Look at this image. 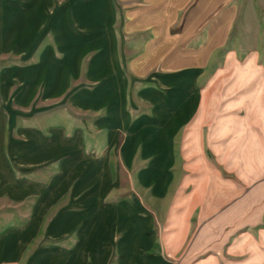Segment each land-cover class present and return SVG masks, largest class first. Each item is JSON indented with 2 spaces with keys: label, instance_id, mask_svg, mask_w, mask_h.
I'll return each mask as SVG.
<instances>
[{
  "label": "rangeland",
  "instance_id": "1",
  "mask_svg": "<svg viewBox=\"0 0 264 264\" xmlns=\"http://www.w3.org/2000/svg\"><path fill=\"white\" fill-rule=\"evenodd\" d=\"M69 2L52 0L48 10L61 11ZM20 4L21 0L2 4V45L27 52L35 44L36 49L30 52L35 53L49 39L51 49L39 52L37 66L28 67L20 76L44 80L54 92L46 101L45 84L41 82L20 118L28 122L38 119L46 125L53 122L48 130H42L39 124V134H44L39 135L40 142L55 149L58 140L64 138L70 146L49 151L37 165L28 167L30 171L18 174L27 186L21 194H0V234L5 228L24 229L38 219L36 233L26 238L20 258L0 264H32L36 255L41 258L48 251L63 252L72 247V239L83 224L105 217L107 206L133 198L160 233L168 237L179 230L180 235L184 232L176 256L165 251L170 264H197L205 259L211 254L207 248L198 253L191 249L198 227L207 219L197 214L200 203H205L204 195L197 196L198 208L192 209L190 202L194 187L206 181L203 173L207 159L212 157L207 147L208 104L212 106L215 101L221 118L224 101L211 97L212 92L209 97L208 85L212 91H222L224 75L264 76V0H111L110 37L102 46L95 45L94 34L51 35L49 30L41 35L17 33L16 17L24 16ZM111 42L115 65L110 79L115 83L112 94L117 98L118 113L113 112L115 119L105 129L100 122L107 116L106 106H94L100 102L98 90L110 93L112 81L96 78L109 70L97 67L95 58ZM32 60V54L18 57L9 53L0 56V67L9 62L25 66ZM163 77L181 81L177 80L175 86L174 81ZM178 84L181 93H176L180 91ZM190 93L195 94L192 112L179 124L174 112L183 101H192L182 96ZM146 128L160 133L156 134L160 139L166 129L168 141L172 137L171 142L177 146L178 162L169 168L173 179L160 197L134 184V175L145 162L138 157L126 164L122 158L127 139ZM103 129L109 131V141L100 145L98 136ZM39 151L44 153L46 147L41 146ZM73 169L78 171L69 174ZM32 187L37 190L31 191ZM65 220L76 224L59 237H50ZM120 238V233L115 235L108 247L113 254ZM215 260V264H264V258L259 257Z\"/></svg>",
  "mask_w": 264,
  "mask_h": 264
},
{
  "label": "crops",
  "instance_id": "2",
  "mask_svg": "<svg viewBox=\"0 0 264 264\" xmlns=\"http://www.w3.org/2000/svg\"><path fill=\"white\" fill-rule=\"evenodd\" d=\"M5 1L0 0V9ZM51 3L52 0L49 3L45 0H21L24 16L16 17V32L41 35L49 30L51 35L94 34L95 45L102 46L106 40L109 42L110 35L107 32L113 11L111 0H70L58 12L48 10ZM33 47L36 49L34 44L27 52L11 45L4 47L0 27L1 57L9 53L18 57L32 54L33 57L31 63L25 66L9 62L0 67V194H21L27 186L18 174L24 170L30 171L27 170L28 167L37 165L49 151L70 146L69 142L63 141L64 138L58 140L55 149L40 142L39 135H44L39 134L40 125L43 126L42 130H48L53 127V122L49 121L46 125L38 119L28 122L20 118L21 111L27 110L26 105L34 97L41 82L45 84L46 101H50L54 94L49 91L51 85L44 80L37 81L20 76L28 67L37 66V55L51 49L47 38L35 53H30ZM95 65L107 67L109 70L105 73L102 71L103 74L96 78L107 77L112 81L110 73L115 65L112 42L104 45L103 52L95 58ZM163 79L174 81L175 86L177 80H180L178 77ZM222 82V91H212L208 85L209 97L212 92L211 97L224 99L222 117L217 115L220 110L218 107L216 109L215 101L213 100L212 106L209 102L207 147L212 157L207 159L203 173L206 181L194 187L190 202L192 209H196L199 207L197 196L204 195L205 203H200L202 207L197 214L198 217L206 215L207 219L198 227L191 249L198 253L207 248L211 254L197 264H204L205 261L215 264L216 258H264V76L253 73L224 75ZM109 83L110 93L103 88L99 89L96 96L100 102L94 106H106L107 116L100 122L105 129L115 119L112 118L113 112L117 110V98L112 94L115 83ZM180 85L177 86L180 91L176 93L182 92ZM182 96H185L184 99L191 98L192 101H187L186 104L183 101L175 110L174 119L179 124L192 112L195 94ZM136 125L134 123L133 127ZM105 129L98 136L100 145L109 141L110 134ZM161 133L162 139L156 137L160 133L147 128L138 130L132 138L127 139V150L123 154L121 152L126 164L138 157L145 162L146 165L135 173L134 184L142 190L149 189L152 196L156 197L166 192L167 185L173 179L169 168L178 162L177 146L171 142L172 137L168 141L166 129ZM46 140L51 141L48 137ZM125 142L126 139L124 144ZM40 145L46 147L44 153H40ZM77 171L69 170V174ZM30 190L37 188L32 187ZM103 212L105 217L102 215V218L78 228L72 239V247L60 253L52 254L48 251L42 259L36 255L32 264H170L165 251H169L168 254L174 257L182 248L184 232L180 235L179 230L168 237L163 232L160 233L161 230L154 226V220L134 198L107 206ZM71 220H65L61 226L52 230L50 237H59L74 226L76 221L72 223ZM37 223L36 218L24 229L10 227L12 229L3 230L0 234V263L20 258L26 238L36 233ZM118 233L121 238L113 254L108 247ZM159 243L162 245H158ZM104 246L107 248L103 249Z\"/></svg>",
  "mask_w": 264,
  "mask_h": 264
}]
</instances>
